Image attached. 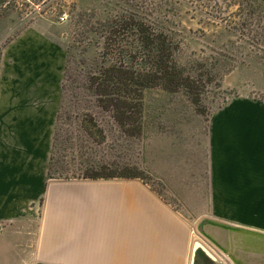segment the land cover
<instances>
[{"label": "crops", "instance_id": "crops-1", "mask_svg": "<svg viewBox=\"0 0 264 264\" xmlns=\"http://www.w3.org/2000/svg\"><path fill=\"white\" fill-rule=\"evenodd\" d=\"M66 60L37 28L2 51L0 264L264 258V103L236 97L216 110L205 167L161 170L170 183L161 188L138 179H55L49 166ZM192 237L209 256L193 250Z\"/></svg>", "mask_w": 264, "mask_h": 264}, {"label": "rangeland", "instance_id": "rangeland-1", "mask_svg": "<svg viewBox=\"0 0 264 264\" xmlns=\"http://www.w3.org/2000/svg\"><path fill=\"white\" fill-rule=\"evenodd\" d=\"M139 27L172 36L179 66L200 75L189 91L130 92L137 98L126 119L107 107L110 96L97 92L101 79L94 78L132 48L108 45L107 37L133 42ZM28 28L44 32L67 56L51 178L138 179L161 188L170 184L161 170L205 167L216 110L236 97L264 103L263 0H0V62L7 43ZM243 261L264 264L261 254Z\"/></svg>", "mask_w": 264, "mask_h": 264}, {"label": "trees", "instance_id": "trees-1", "mask_svg": "<svg viewBox=\"0 0 264 264\" xmlns=\"http://www.w3.org/2000/svg\"><path fill=\"white\" fill-rule=\"evenodd\" d=\"M125 36L118 40L111 39L110 42L107 37L106 42L111 45L120 41L133 49H126V58H119L100 70L98 73L104 77L94 78L101 79L96 86L97 92L110 96L104 100L107 107L120 111L122 117L127 119L133 107L130 102L137 98L130 97V92L142 91L147 87H161L168 91L191 89L200 74L185 72L179 66L174 57L172 36L163 31L148 32L141 28L135 33L133 42L127 41ZM120 85L125 86L124 89Z\"/></svg>", "mask_w": 264, "mask_h": 264}, {"label": "water", "instance_id": "water-1", "mask_svg": "<svg viewBox=\"0 0 264 264\" xmlns=\"http://www.w3.org/2000/svg\"><path fill=\"white\" fill-rule=\"evenodd\" d=\"M196 248H200V249H202V250H204V252L209 256L210 254H209V252L203 247V245L200 243V242H198V241H195L194 243H193V250H195Z\"/></svg>", "mask_w": 264, "mask_h": 264}, {"label": "built area", "instance_id": "built-area-1", "mask_svg": "<svg viewBox=\"0 0 264 264\" xmlns=\"http://www.w3.org/2000/svg\"><path fill=\"white\" fill-rule=\"evenodd\" d=\"M58 18H59V21H63L65 19V16L64 15H60Z\"/></svg>", "mask_w": 264, "mask_h": 264}]
</instances>
